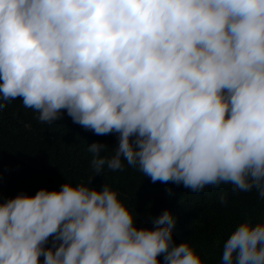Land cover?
<instances>
[{"label": "clouds", "instance_id": "obj_1", "mask_svg": "<svg viewBox=\"0 0 264 264\" xmlns=\"http://www.w3.org/2000/svg\"><path fill=\"white\" fill-rule=\"evenodd\" d=\"M0 81V111L21 97L41 122L67 110L119 133L97 173L123 158L153 182L264 198V0H0ZM90 182L0 203V264H202L173 242L169 211L137 229L118 193ZM221 264H264V223L246 218Z\"/></svg>", "mask_w": 264, "mask_h": 264}, {"label": "trees", "instance_id": "obj_2", "mask_svg": "<svg viewBox=\"0 0 264 264\" xmlns=\"http://www.w3.org/2000/svg\"><path fill=\"white\" fill-rule=\"evenodd\" d=\"M5 103L0 111V203L21 193L35 196L42 188L59 191L66 182L76 186L91 180L89 186L98 191L107 185L118 193L137 229L154 230V220L169 211L176 219L173 242L189 243L202 264H221L224 244L246 218L264 223V198L255 188L245 192L221 182L194 192L182 183L153 182L123 158V171L105 164L97 173L94 159L114 156L119 133L97 135L74 123L67 110L51 124L41 122L39 112L25 107L21 97ZM93 143L107 145L99 157L89 151ZM52 242L50 236L44 247ZM39 259L43 264L44 257ZM157 259L164 264V254Z\"/></svg>", "mask_w": 264, "mask_h": 264}]
</instances>
